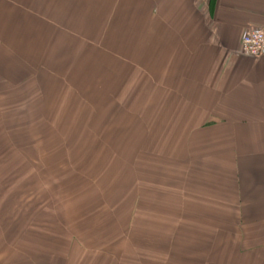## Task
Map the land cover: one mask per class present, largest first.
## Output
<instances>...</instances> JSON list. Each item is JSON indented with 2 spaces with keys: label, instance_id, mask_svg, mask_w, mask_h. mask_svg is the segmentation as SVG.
<instances>
[{
  "label": "crops",
  "instance_id": "1",
  "mask_svg": "<svg viewBox=\"0 0 264 264\" xmlns=\"http://www.w3.org/2000/svg\"><path fill=\"white\" fill-rule=\"evenodd\" d=\"M258 26L264 0H0V87L14 85L19 103L29 92L45 117L73 108L60 118L67 138L98 139L91 107L64 95L109 49L138 91L173 77L183 112L154 137L170 144L140 146L141 168L127 167L138 178L27 196L23 210L9 197L0 264H264V54L241 50Z\"/></svg>",
  "mask_w": 264,
  "mask_h": 264
},
{
  "label": "rangeland",
  "instance_id": "2",
  "mask_svg": "<svg viewBox=\"0 0 264 264\" xmlns=\"http://www.w3.org/2000/svg\"><path fill=\"white\" fill-rule=\"evenodd\" d=\"M17 32V38L22 42L26 37V31L20 28ZM29 40L32 42L31 37ZM17 46L22 50L21 45ZM103 53L105 59L99 60L98 68L93 65L94 74L78 77L82 87L64 95L66 98L69 96L70 100L77 94L78 98L87 102L97 117L93 127V132L99 139L96 142L107 143L110 146L109 149L103 148L100 156L81 160L79 165L87 168L84 172L73 167L72 157L65 156L61 150L56 149L65 143L68 152L72 147H84L86 144V141L78 140L81 134L74 133L70 134L69 141L55 140V135L63 126L60 124V118L70 114L73 108H68L64 103L51 109L47 113L49 116L45 117L47 109L44 110L37 105L38 101L28 106L30 100L25 97H29V92H24L25 94L18 92L19 97L21 96L20 103L19 100L14 102L17 97L14 94L16 87L3 82V87H0V205L5 210L8 207L10 210L12 205L9 197H19V205L23 210L27 196H36L37 199L43 196H58L57 189L52 191L49 190L50 187L47 189L51 178L67 180L57 185L59 184L60 189L68 188L69 191L75 190L74 187L85 179L108 182L112 179L117 181L116 179L138 178L136 172L129 171L127 167L137 164V169L141 168L143 162L138 151L140 146L150 147L162 141L168 144L172 142L154 137H167L170 133L167 131L171 127L169 118L183 113L180 107V85L177 81L169 77L170 82L161 90L165 86L159 84L156 87L155 77H149L150 81L145 82L143 88L135 95L130 94L129 98H125L126 101H132L126 106L122 103V98L118 97L121 92L119 88L115 89V86L118 76L127 73L130 62L122 58L123 54H120L119 50L113 52L109 49ZM120 76L123 84L134 77ZM127 90H124L125 96L129 93ZM31 101L34 102L33 99ZM18 103L20 106H14ZM186 103L182 105L185 106ZM185 110L188 112V108ZM159 117L162 118V124L159 123ZM141 132L143 135L139 136ZM161 132L162 135H159ZM77 162L78 159L74 158V163ZM170 175L169 171L164 177L170 178ZM67 182V188L63 187ZM54 185L55 183L51 186Z\"/></svg>",
  "mask_w": 264,
  "mask_h": 264
},
{
  "label": "trees",
  "instance_id": "3",
  "mask_svg": "<svg viewBox=\"0 0 264 264\" xmlns=\"http://www.w3.org/2000/svg\"><path fill=\"white\" fill-rule=\"evenodd\" d=\"M131 80L130 81H127L126 82L127 85H125L126 83L123 84L122 77L119 75L118 76V82L116 83V86H115V89L116 88H119V90H120L119 92H121L120 96H118V97H120V99L122 98V103L125 104L126 106H128L132 102L130 100L129 101H125L124 100L127 97V96H125L124 90L126 88L128 89V84L130 82L132 83V87H133V91H131L132 92L131 93L132 95H135L136 94V92L138 91V89L136 90V88L139 87V85H138L139 82H138V80L135 77H133V81H131ZM121 87H123V88H121ZM127 98H129V97H127ZM67 101H68V98H67ZM91 113H94V111L92 109H91ZM69 135L70 134L67 135L68 136V138H67L66 137V133L65 132H62L61 129H60L59 132L55 135V140H58L59 139L61 141H65V140L66 141H69ZM78 140L86 141L85 146L84 147H80L79 146V148H73L72 147L67 152V149L68 148L65 147V143H63V144H60L61 147H58L56 149L57 150H61L65 154V156L68 155V156L72 157L73 158L72 159L73 160L72 161L73 162V164H72L73 167L76 168L78 171H81V172H84V171L87 170V168H83L82 165H79L82 162L81 160H84L86 157H93V156H96V155H99L100 156L101 155V152H102L101 150L103 148L104 149H107V148L109 149L110 148V146L107 143H103V142L98 143V142H96V140H99V139L93 140V139H84V138H81V139H78ZM97 150H98V152H95ZM74 158H77L78 159V162L77 163H74ZM66 162H67V158H66ZM116 180H121V179H116ZM43 181L46 182V180H44V179H43ZM61 181H67V180H62L59 177L58 178H55V179L54 178H51V180L48 181V186H50L49 189L51 191L53 189H57V193H59V194L56 197H62L63 196V197H67L68 198V197L76 196L77 194H80V192L86 193L87 191H89V190L92 189V186L91 185L93 184V182H96V181H99V180H96V179L95 180H89V179L82 180L81 181L82 183H80V184L78 183V186L77 187L76 186L74 187L75 190H70V191L66 187L69 181L65 185H63V187H66L68 191L67 190H63L64 188H62V189L59 188V184H60ZM111 181H115V179H112ZM53 183H55V185L54 186H51ZM57 183H59V184L57 185ZM48 186H47V189H48Z\"/></svg>",
  "mask_w": 264,
  "mask_h": 264
},
{
  "label": "built area",
  "instance_id": "4",
  "mask_svg": "<svg viewBox=\"0 0 264 264\" xmlns=\"http://www.w3.org/2000/svg\"><path fill=\"white\" fill-rule=\"evenodd\" d=\"M241 50L253 57L264 54V27H249L241 37Z\"/></svg>",
  "mask_w": 264,
  "mask_h": 264
}]
</instances>
